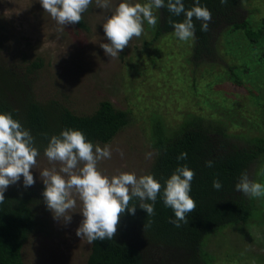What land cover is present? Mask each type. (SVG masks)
Wrapping results in <instances>:
<instances>
[{"label": "rangeland", "instance_id": "374dc122", "mask_svg": "<svg viewBox=\"0 0 264 264\" xmlns=\"http://www.w3.org/2000/svg\"><path fill=\"white\" fill-rule=\"evenodd\" d=\"M120 2L125 0H110V7L103 9L92 0L82 14L84 28L68 24L60 31L62 26L39 0H0V64L18 69L39 59L40 66L29 74L37 101L52 99L83 115L106 99L128 111L129 123L109 142L96 144L112 150L111 159L98 164L104 175L128 172L139 177L146 172L154 155L156 122L168 132L182 118L197 115L204 123L221 122L234 143L249 145L243 138H264V58H259L264 50V0H240V12L250 27H261L263 33L251 53L241 30L223 28L213 41V58L196 65L189 58L190 42L180 41L174 33L153 38L146 21L142 35L116 58L106 55L100 47L108 42L103 24ZM244 61L251 68L245 73L235 69L241 83L236 84L227 66ZM51 167L40 154L30 170L36 182L28 188L39 193L40 223L22 244L21 260L23 264H85L90 244L76 235L83 220L79 202L66 223L54 219L44 201L40 171ZM259 167L256 182L264 184V156ZM8 189H25L23 177ZM255 201L264 207V197ZM205 248L212 256L210 264H264V219L217 230L207 236Z\"/></svg>", "mask_w": 264, "mask_h": 264}, {"label": "trees", "instance_id": "16d2710c", "mask_svg": "<svg viewBox=\"0 0 264 264\" xmlns=\"http://www.w3.org/2000/svg\"><path fill=\"white\" fill-rule=\"evenodd\" d=\"M183 3L186 10L196 6V0H183ZM166 5L167 0L164 8L153 10L157 17L156 27H151L153 38L174 33L170 20L183 22L185 19L184 14L170 13ZM199 6L206 7L212 18L207 32L201 31V21L193 18L195 37L185 42L191 43L189 58L195 65L213 58V41L223 28L241 30L248 40L249 52L257 47L262 29L250 27L248 18L240 12V0H227L225 4H221V0H199ZM75 26L84 28L83 19ZM181 44L178 46L182 51ZM259 58H264V50ZM245 62L227 66L236 84L241 83L235 69L245 73L251 68ZM40 64L39 59L18 69L0 64V113H11L30 131L40 154H44L50 138L59 136L62 130H79L86 140L96 145L109 142L129 123L128 111L115 108L106 99L83 115L74 114L52 99L37 101L29 74ZM254 98L258 104V97ZM203 120L197 115L182 118L180 124L168 132L160 122L154 124V155L143 175L151 174L162 185L154 204L155 214L147 216L134 199L131 204L137 205L135 215L126 212L121 216L113 240L90 244L85 264H210L212 256L205 248L208 235L227 226L246 224L251 219H264L261 202L235 190L242 173L257 181L259 162L264 156V138H243L249 145H240L230 140L221 122L204 123ZM181 153H187V158L178 160ZM206 161H212L213 166H206ZM179 166H187L195 173L190 196L196 202V209L187 214V223L180 222V227H176L170 222L175 219L174 212L165 206L162 197L166 180ZM214 180L220 181L221 189H214ZM38 195L32 188L7 189L4 193L5 200L0 203V264H23L22 244L40 223ZM144 225H147L145 229Z\"/></svg>", "mask_w": 264, "mask_h": 264}, {"label": "clouds", "instance_id": "9594fccd", "mask_svg": "<svg viewBox=\"0 0 264 264\" xmlns=\"http://www.w3.org/2000/svg\"><path fill=\"white\" fill-rule=\"evenodd\" d=\"M39 2L44 11L62 26L60 31H63L65 25L81 22L82 14L88 10L92 0ZM225 3L227 0H221V4ZM96 4L99 8L108 9L110 0H96ZM164 7L165 0H149L144 4L129 3L127 0L120 2L103 24L108 41L100 44L104 53L116 58L134 37L142 35L145 21L150 27H156L157 17L153 10ZM166 7L175 16H185L183 22L169 21L180 41L195 37L193 18L201 21V31L209 30L211 12L199 6V0H196V6L188 10L183 0H167ZM39 155L30 131L11 113H0V203L4 202L8 187L18 183L21 177L25 188L35 184L30 170L36 167ZM120 155L123 157L122 151ZM151 155L147 154L149 158ZM44 156L53 165L40 171V179L45 185L42 195L46 206L54 219L70 223L79 202L83 220L76 229V235L86 239L88 244L97 240H113L121 216L126 212L135 215L137 205L131 204L134 199L139 201V208L147 216L155 214L154 204L162 185L151 174L138 177L135 173L121 172L109 177L99 170L98 164L112 157L110 146L94 145L86 140L81 131L65 129L59 136L50 138ZM186 158L187 153L177 157L178 160ZM206 166L212 167L213 162L206 161ZM194 176V171L187 166H179L163 186V202L173 210L175 219L170 222L176 227H180V222L187 223V214L196 209V202L190 196ZM213 187L219 190L222 185L219 180H214ZM235 190L249 198L264 197V184L249 179L246 172L241 174ZM146 227L144 225V229Z\"/></svg>", "mask_w": 264, "mask_h": 264}]
</instances>
